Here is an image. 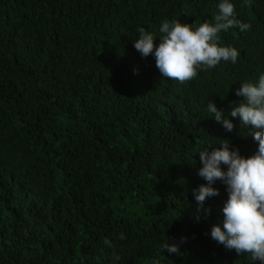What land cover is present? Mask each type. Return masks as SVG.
<instances>
[{"label":"trees","instance_id":"obj_1","mask_svg":"<svg viewBox=\"0 0 264 264\" xmlns=\"http://www.w3.org/2000/svg\"><path fill=\"white\" fill-rule=\"evenodd\" d=\"M231 2L251 25L221 34L238 62L181 84L137 30L158 46L164 20L212 22L220 0H0V264H261L211 238L226 186L202 208L192 194L200 150L258 148L229 114L264 72V0Z\"/></svg>","mask_w":264,"mask_h":264},{"label":"clouds","instance_id":"obj_2","mask_svg":"<svg viewBox=\"0 0 264 264\" xmlns=\"http://www.w3.org/2000/svg\"><path fill=\"white\" fill-rule=\"evenodd\" d=\"M251 5L252 0H242L241 7ZM217 8L212 22L199 25L164 20L159 28L158 46L157 37L140 27L134 48L142 57L154 56L161 77L181 84L197 79L201 71L213 70L222 62L236 64L240 51L223 45L221 34L234 28L244 32L251 25L237 18L236 5L231 0H220ZM235 95L243 99L229 115L238 118L241 127L249 129L248 136L258 143V148L253 155L245 157L238 148L231 150L230 142L225 139L210 152L211 146L200 150L202 167L197 174L207 183L193 189L192 194L202 208L208 198L220 194L212 185L222 182L226 186L227 200L222 208L223 220L211 227V238L226 249L234 250L237 256H247L252 262L264 264V72L255 81L241 83ZM207 110L227 132L233 131L232 120L225 117L215 103L209 102ZM119 238L124 239V233H120ZM103 243L113 247L107 237ZM161 249L179 254L178 245L168 241ZM152 264H160V260L155 259Z\"/></svg>","mask_w":264,"mask_h":264}]
</instances>
